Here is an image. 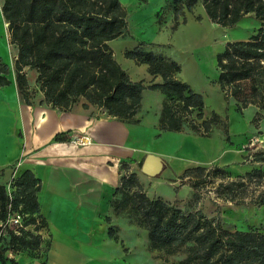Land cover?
Masks as SVG:
<instances>
[{"label": "trees", "instance_id": "1", "mask_svg": "<svg viewBox=\"0 0 264 264\" xmlns=\"http://www.w3.org/2000/svg\"><path fill=\"white\" fill-rule=\"evenodd\" d=\"M198 2L210 21L223 27L233 26L249 12L262 21L247 41L228 42L216 62L219 87L237 101L238 111L250 104L264 109L259 81L264 78V0H169V5L177 18ZM1 13L10 43L17 47L15 81L26 104L32 103L24 71L29 67L37 73L43 102L61 110H70L83 98L103 108L109 116L131 124L140 110L143 91L158 89L164 94L157 125L160 131L183 132L188 128L206 137L221 123L216 113L203 117V96L177 77L180 66L171 59L138 47L127 51L126 58L146 64L148 73L160 76L162 82L145 85L142 80H131L108 44L127 28V12L119 0H2ZM8 73V66L0 62V86L9 84ZM254 157L251 161L264 163V152ZM165 167L163 163L156 177ZM127 168V164L121 165L125 174L110 205L116 215L134 220L147 231L151 252L164 253L165 260L182 254L179 264H264V232L224 231L217 219L201 211L185 212L162 198H150L137 174L127 173ZM204 172L213 178L224 173L216 167L187 169L180 184L187 178L196 196L204 185ZM261 183L264 173L256 169L227 182L221 180L217 191L227 201L245 203L250 184ZM12 185L13 191L8 192L0 184V222H5L9 213L17 212L23 223L17 233L0 226L1 264H17L5 256L7 251L39 250V231L47 226L37 198L40 179L26 170L12 180ZM248 201L264 205V189ZM30 225H34L36 234L26 230ZM109 235H113L111 231ZM4 239L7 244L3 246Z\"/></svg>", "mask_w": 264, "mask_h": 264}, {"label": "rangeland", "instance_id": "2", "mask_svg": "<svg viewBox=\"0 0 264 264\" xmlns=\"http://www.w3.org/2000/svg\"><path fill=\"white\" fill-rule=\"evenodd\" d=\"M157 1L133 0L129 4L122 3L127 12L128 24L121 36L108 43L114 58L122 63V65L119 64L131 80H142L145 85L161 83L162 79L160 76L150 75L146 64L126 58L127 51L138 47L144 52L175 61L180 66L177 77L204 98L203 117L206 119L212 113H216L221 123L214 126L206 137L195 134L188 128L183 132L160 131L157 128L161 112L157 92L163 93L160 90L146 91L142 93L140 110L131 120L133 122L131 124L135 127V139L148 149L156 151L163 158L178 155L181 143L192 141L194 146L191 145V149L186 151L196 160L190 163L183 161L184 169L181 174L183 175L187 169L196 167L207 169L216 167L222 169L224 173H219L218 177L213 178L212 175L204 172L202 174L204 185L196 191V196L187 178L182 180V187L176 191L172 187L173 184L161 183L156 180V176H148L143 181L139 179L144 191L150 198H162L185 212L201 211L208 218L217 219L224 231L258 230L264 232V205L248 201L264 189V183L260 186L250 184L245 203L227 201L217 191L219 189L217 184L221 180L227 182L256 169L264 173V163L251 161L255 158V154L264 152V109L250 104L238 111L237 101L231 96H226L219 87L216 62L217 55L223 52L228 42L247 41L257 32L262 21L254 12H249L233 26L223 27L210 21L201 2H198L191 11H186L183 16L175 18L169 0L161 1V5L155 8ZM0 21V62L2 64L7 62L8 68L12 64L14 67L17 47L10 43L7 24L4 23L2 17ZM126 62L130 63L128 68L124 66ZM259 81H261V91L264 95V78H260ZM29 88L32 93L38 94L40 89L36 78L31 81ZM142 101H144L143 104ZM194 115L195 113L192 117ZM194 139L198 142L194 143ZM211 144H220L222 152L218 150L210 152ZM141 164V160L135 164L139 173H141ZM9 172L10 170L0 172V184L4 185L8 192H12L13 174L10 175ZM221 177L224 178L220 179ZM127 220L118 218L114 221L117 222V243L123 249L124 254H128V257L134 256L136 259L142 258L140 262L146 264H179L184 257L182 254L170 256L165 260L164 253L149 251L148 241L145 240L142 230L135 227L128 217ZM129 220L133 223L132 225ZM131 229L133 230L132 241L135 244L125 236L131 233L129 232ZM26 230L36 234L34 225L27 226ZM41 234L47 235L43 229ZM137 242H142L141 246H138ZM1 244L6 245V240H2ZM137 249H140L144 257L137 252ZM22 251L39 254L34 250Z\"/></svg>", "mask_w": 264, "mask_h": 264}, {"label": "crops", "instance_id": "3", "mask_svg": "<svg viewBox=\"0 0 264 264\" xmlns=\"http://www.w3.org/2000/svg\"><path fill=\"white\" fill-rule=\"evenodd\" d=\"M161 1H157L155 8ZM1 5L2 0L0 19L3 18ZM128 65L129 62L124 64L127 68ZM9 66L6 76L9 84L0 86V172L10 170L15 179L31 170L40 179L37 198L40 214L46 220L43 230L47 235L39 231L41 245L35 251L39 254L7 251L5 256L17 264H146L140 262L142 258L128 257L117 243L114 221L118 218L128 221L126 216L116 215L110 205L114 190L125 174L121 165L127 164V173H136L143 181L148 176L139 173L135 164L141 160L142 167L148 155L159 157L166 167L156 180L173 184L178 191L182 187L179 177L184 169L183 161L196 160L186 151L194 146L193 142L181 143L178 155L163 158L136 141L133 124L109 116L103 108L83 98L65 111L43 102V93L39 91L32 93V103L28 105L18 92L13 64ZM24 71L31 86L37 73L29 67ZM157 97L160 110L164 95L158 91ZM80 137L87 138L85 144L73 143V139ZM220 146L211 144L210 152H222ZM131 220V225L134 223L142 230L149 245L147 231ZM129 232L125 236L133 243V230ZM136 244L141 246L142 242ZM137 252L144 257L140 249ZM7 264L11 263L7 261Z\"/></svg>", "mask_w": 264, "mask_h": 264}, {"label": "built area", "instance_id": "4", "mask_svg": "<svg viewBox=\"0 0 264 264\" xmlns=\"http://www.w3.org/2000/svg\"><path fill=\"white\" fill-rule=\"evenodd\" d=\"M72 141L75 144L83 145L86 143L87 138L80 137L75 138ZM0 226L3 228L4 231H6V229L8 228L17 233L18 228L22 227V217L17 212L9 213L5 222H0Z\"/></svg>", "mask_w": 264, "mask_h": 264}, {"label": "water", "instance_id": "5", "mask_svg": "<svg viewBox=\"0 0 264 264\" xmlns=\"http://www.w3.org/2000/svg\"><path fill=\"white\" fill-rule=\"evenodd\" d=\"M162 167L163 161L159 157L148 155L141 167V171L147 176H156L161 172Z\"/></svg>", "mask_w": 264, "mask_h": 264}]
</instances>
